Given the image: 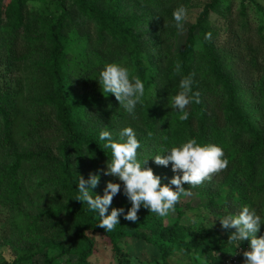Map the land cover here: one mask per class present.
<instances>
[{
    "label": "trees",
    "instance_id": "obj_1",
    "mask_svg": "<svg viewBox=\"0 0 264 264\" xmlns=\"http://www.w3.org/2000/svg\"><path fill=\"white\" fill-rule=\"evenodd\" d=\"M38 1L44 5L31 7ZM234 1L204 0L179 31L173 11L189 13L195 0H0V264H99L100 239L115 264H131L133 252L144 264L176 256L243 264L235 256L248 242L235 248L234 229L215 217L243 206L264 212V6ZM124 60L152 85L135 119L96 80L106 63ZM189 75L199 103L180 121L169 105ZM127 126L140 142L138 159L162 184L179 173L152 156L186 138L221 146L228 166L195 187L185 183L191 195L167 217L142 206L136 222L120 217L107 232L75 199L76 183L98 173L97 195L120 183L112 207L127 211L123 182L105 174L111 153L99 141L100 131L115 138Z\"/></svg>",
    "mask_w": 264,
    "mask_h": 264
},
{
    "label": "clouds",
    "instance_id": "obj_2",
    "mask_svg": "<svg viewBox=\"0 0 264 264\" xmlns=\"http://www.w3.org/2000/svg\"><path fill=\"white\" fill-rule=\"evenodd\" d=\"M39 6L38 3L33 5L35 8ZM172 16L174 26L183 31L188 9L179 6L173 11ZM211 38V32L204 36L205 40ZM180 71L181 65L177 64V74ZM96 80L105 95L113 94L119 106L130 117L136 118L137 107L145 97V83L140 78L132 75L128 67L113 62L103 66ZM192 86V76H183L179 81V91L171 97L169 106L177 111L180 121L189 119L190 113L187 108L190 103H199V93L193 92ZM99 141H102L103 148L110 150L111 153L106 162L105 174L117 177L123 182V194L131 206L127 211L124 207H112L113 198L121 191L120 183L109 181L103 195L95 194L92 189L99 183L98 173L90 174L88 179L78 176L76 183L78 194L75 199L87 204L88 210L95 213L99 219L97 225L107 232H112L120 224V217L136 222L137 213L142 206L160 217H167L175 211L181 197L191 195L183 187L185 183L193 187L200 185L211 174L224 170L229 163L221 146L201 143L196 138H186L152 156L156 164L165 167L171 164L173 173H179L170 178L169 184H162L160 177L155 175L151 168L143 167L145 159L143 161L138 159L137 150L140 148V142L133 127L122 128L115 138L109 130H102L99 133ZM215 218L219 219L223 229H234L229 233L228 242L234 244L235 248L242 241L248 242V248L243 251V264H264V234L257 235L264 225V216L258 214L254 207L243 206L236 214Z\"/></svg>",
    "mask_w": 264,
    "mask_h": 264
},
{
    "label": "rangeland",
    "instance_id": "obj_3",
    "mask_svg": "<svg viewBox=\"0 0 264 264\" xmlns=\"http://www.w3.org/2000/svg\"><path fill=\"white\" fill-rule=\"evenodd\" d=\"M204 0H195V6L193 7V9H191L190 11H189V13H188V20H190V21H193L194 20V18H195V16H196V14L198 13V8H199V4H201L202 2H203ZM226 3H229L230 1H232V0H224ZM263 6H264V0H258ZM236 4H238V0H235L234 1ZM39 4L40 6H43L44 5V3L43 2H33V3H31V7H33V5L34 4ZM250 14L254 17V18H259V16H260V13H259V11H257L256 9H251V11H250ZM120 64H122L123 66H126V67H128L129 68V70L131 71V65H130V62H129V60H124V61H122V62H120ZM151 88H152V85H151V83L147 86V88H145V96H149L150 95V93H151ZM263 216H264V212H263ZM260 231H261V233L262 234H264V225H262L261 226V229H260ZM98 243H99V254H98V257H99V259L100 260H98L97 262H99V264H115V262L114 261H112L110 258H109V253H108V250H107V247H108V244L105 242V240H102V239H100L99 241H98ZM133 248H134V250L135 249H137L136 247H135V245L133 246ZM10 251L8 252V254L6 255V257L7 258H10ZM147 257H149V255H146ZM139 258L137 255H136V253H132L131 254V264H144L143 263V261H144V259H146V258H143L144 257V255L143 254H141V259H140V261H138L137 260V258ZM143 258V259H142ZM179 258L180 259H182L181 257H179V256H176L175 258H173V259H171L170 260V263L171 264H179V262H178V260H179ZM176 259V260H175ZM238 259L241 261V262H243L244 261V257H243V252H241L240 251V253H239V255H238ZM97 262H95V263H97ZM181 264H188V261L187 260H181ZM65 263V261H64V259H60V261H58V264H64Z\"/></svg>",
    "mask_w": 264,
    "mask_h": 264
},
{
    "label": "built area",
    "instance_id": "obj_4",
    "mask_svg": "<svg viewBox=\"0 0 264 264\" xmlns=\"http://www.w3.org/2000/svg\"><path fill=\"white\" fill-rule=\"evenodd\" d=\"M239 255V254H238ZM238 255L237 256H235V258H238Z\"/></svg>",
    "mask_w": 264,
    "mask_h": 264
}]
</instances>
